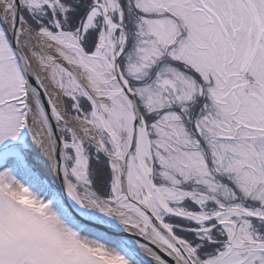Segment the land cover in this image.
Listing matches in <instances>:
<instances>
[{
    "label": "snow or ice",
    "instance_id": "6c2138e0",
    "mask_svg": "<svg viewBox=\"0 0 264 264\" xmlns=\"http://www.w3.org/2000/svg\"><path fill=\"white\" fill-rule=\"evenodd\" d=\"M0 264H264V0H0Z\"/></svg>",
    "mask_w": 264,
    "mask_h": 264
},
{
    "label": "water",
    "instance_id": "95a60500",
    "mask_svg": "<svg viewBox=\"0 0 264 264\" xmlns=\"http://www.w3.org/2000/svg\"><path fill=\"white\" fill-rule=\"evenodd\" d=\"M36 165H37L38 168H40V169H42V170L45 171V169H43V167H42L41 165H38L37 163H36ZM54 175H55V174L52 173V176H53V177H54ZM56 183H59V180H57ZM102 230H103V229H102ZM110 235H113L114 237H120V236H123V237H127V238H134V237L132 236V234H130V233H124V232L110 233Z\"/></svg>",
    "mask_w": 264,
    "mask_h": 264
},
{
    "label": "bare ground",
    "instance_id": "6f19581e",
    "mask_svg": "<svg viewBox=\"0 0 264 264\" xmlns=\"http://www.w3.org/2000/svg\"><path fill=\"white\" fill-rule=\"evenodd\" d=\"M34 159L38 165H41L43 167V169H45V171H47L45 161L42 157H40L38 155H34Z\"/></svg>",
    "mask_w": 264,
    "mask_h": 264
},
{
    "label": "rangeland",
    "instance_id": "374dc122",
    "mask_svg": "<svg viewBox=\"0 0 264 264\" xmlns=\"http://www.w3.org/2000/svg\"><path fill=\"white\" fill-rule=\"evenodd\" d=\"M109 243H110V246H114V245L111 244V242H109Z\"/></svg>",
    "mask_w": 264,
    "mask_h": 264
}]
</instances>
